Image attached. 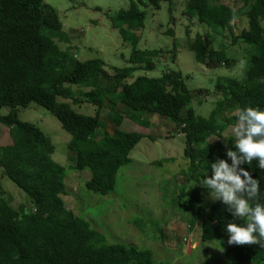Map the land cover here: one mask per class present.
<instances>
[{"label":"trees","instance_id":"obj_1","mask_svg":"<svg viewBox=\"0 0 264 264\" xmlns=\"http://www.w3.org/2000/svg\"><path fill=\"white\" fill-rule=\"evenodd\" d=\"M129 1L128 9L108 18L124 43L132 47L131 66L114 67L109 73L102 59L82 62L59 46L56 40L63 41L67 35L51 6L42 0H0V108L14 109L0 116L13 139V144L0 148V167L30 203V207L23 204L15 209L0 190V264H154L150 250L107 244L103 234L67 209L66 169L53 161L55 148L51 139L17 115L16 109L31 103L50 111L68 130L70 148L76 157L72 168L89 171L86 189L102 196L115 191L117 176L132 162L129 155L135 146L145 137L157 141L153 134L121 130L123 121L131 119L149 126L144 119L154 115L168 121L186 141L185 156L190 166L184 173L189 179L180 186L177 199L180 210L191 214L190 228L200 220L201 242H218L230 264H264V247L227 243V224L244 225L245 220L234 221L221 202L203 204L204 190L199 186L211 174V163L224 158L227 146L236 151L235 141L222 134L235 123V110L247 106L264 110V0H243L239 11L227 15L217 0H187L185 15L206 26L210 30L208 37L232 30L240 13L248 26L234 37L233 44L241 41L254 47L241 80L216 79L220 98L207 118L197 116L192 106V99L201 91L191 92L180 71L168 70L158 78L146 75L157 68L163 57L166 63L177 59L175 50L167 56V50L138 49L148 9H160L161 0ZM189 49L196 61L209 69L221 63L227 68L235 65L223 42L216 46L210 40L208 45L205 37L198 34ZM140 71L144 74L136 76ZM74 87L89 88L81 94L96 107L94 116L71 108L70 104L83 103ZM103 109L108 110L107 120L112 124L99 138L97 129L101 120L105 122ZM213 136L218 137L216 142H211ZM241 167L259 180V202L264 203V170L259 169L258 161Z\"/></svg>","mask_w":264,"mask_h":264},{"label":"rangeland","instance_id":"obj_2","mask_svg":"<svg viewBox=\"0 0 264 264\" xmlns=\"http://www.w3.org/2000/svg\"><path fill=\"white\" fill-rule=\"evenodd\" d=\"M42 1L56 10L63 24L67 38L63 41L56 40L62 49L68 50L82 62L102 59L104 68L109 73H113L114 67L131 66L129 59L132 47L124 43L108 18V15L128 9L129 0ZM217 2L223 8L224 15L230 11H239L243 6V0ZM186 3L187 0H161L160 9L150 7L138 49L167 50V56L171 55V50H175L176 62L166 63L163 57L162 62L157 63V68L146 75L158 78L168 70L180 71L191 92L201 91L192 99V106L197 116L207 118L220 98L216 92V79L233 77L241 80L254 53V47L241 41L233 44L234 37L239 36L248 26L240 13L233 21L232 30L226 29L208 37L206 35L210 30L206 26L199 25L185 15ZM170 31L174 34H170ZM198 34L205 37L208 45L210 40L216 46L223 42L227 56L235 59V65L227 68L221 63L209 69L198 63L195 54L189 49V44ZM220 59L222 60L221 56ZM143 74L140 71L136 76ZM73 89L83 103L70 104L71 108L80 114L94 116L96 107L88 104L81 94L89 88ZM13 111V108L4 106L0 108V116ZM16 112L21 121L38 126L51 139L55 148L52 159L66 169L65 185L68 195L64 196V200L67 209L103 234L107 244H124L150 250L154 264H230L223 256L218 242H201V221L195 222V226L190 228L191 214L180 210L177 196L180 186L189 179L184 171H188L190 162L185 156L184 135H177L174 126L168 121L159 119L156 115L145 117L144 120L146 123L149 121V126L131 119L123 121L121 130L153 134L157 136V141L153 142L145 137L135 146L129 155L132 162L122 168L117 176L115 191L102 196L86 189L85 183L91 177L89 171H76L72 168L76 157L70 148L71 134L54 114L36 103H31L27 108H18ZM101 115L105 122L102 123L101 120L97 129L99 138L103 136L108 124H112L107 120V109H103ZM222 134L235 141L232 126L227 127ZM210 140L216 142L218 137L213 136ZM11 144L13 139L10 128L0 122V148ZM230 146L226 147L223 158L229 164L231 160L226 153L232 150ZM0 190L4 192L2 197L15 209L23 204L30 207L24 192L4 176L2 167ZM203 190V204H213L208 199L206 190Z\"/></svg>","mask_w":264,"mask_h":264},{"label":"clouds","instance_id":"obj_3","mask_svg":"<svg viewBox=\"0 0 264 264\" xmlns=\"http://www.w3.org/2000/svg\"><path fill=\"white\" fill-rule=\"evenodd\" d=\"M232 125L236 151L228 150L227 160L217 158L210 165L211 174L206 175L202 186L212 202L226 206L233 220H245L227 224L229 245H259L264 247V203L259 202L260 182L250 171L241 167L258 161L264 170V110L247 106L235 110Z\"/></svg>","mask_w":264,"mask_h":264}]
</instances>
